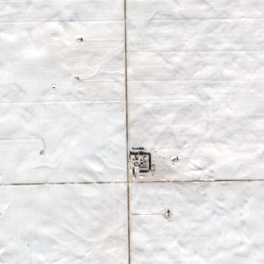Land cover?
Wrapping results in <instances>:
<instances>
[{
    "label": "crops",
    "instance_id": "0c3cea01",
    "mask_svg": "<svg viewBox=\"0 0 264 264\" xmlns=\"http://www.w3.org/2000/svg\"><path fill=\"white\" fill-rule=\"evenodd\" d=\"M208 2L0 0V264H264V81Z\"/></svg>",
    "mask_w": 264,
    "mask_h": 264
},
{
    "label": "rangeland",
    "instance_id": "374dc122",
    "mask_svg": "<svg viewBox=\"0 0 264 264\" xmlns=\"http://www.w3.org/2000/svg\"><path fill=\"white\" fill-rule=\"evenodd\" d=\"M23 2L24 0H16ZM169 2L173 7L176 6L177 22L183 24L184 7L189 6L190 2L194 4L197 0H155ZM207 22L201 23L200 17L193 18L192 32H209V36L215 34L223 36L224 62L225 67L230 69L226 73L228 79L235 80L233 87L226 89V93L236 92V79L241 81H264V8L250 9V5H264V0H208ZM219 7H211V6ZM162 12L168 11V5ZM171 7V9H172ZM170 9V10H171ZM172 11V10H171ZM202 25H201V24ZM18 28V27H17ZM181 32V31H180ZM257 33V37L249 42V37ZM216 36V35H215ZM240 36V37H238ZM255 36V35H254ZM241 38V39H238ZM236 45L240 48V53H236ZM251 48V55L258 62H263L262 68L256 63L253 68H236V55L247 56ZM213 53V52H212ZM256 67V68H255ZM264 202H258L262 206ZM231 264V263H230Z\"/></svg>",
    "mask_w": 264,
    "mask_h": 264
},
{
    "label": "built area",
    "instance_id": "2783aa9c",
    "mask_svg": "<svg viewBox=\"0 0 264 264\" xmlns=\"http://www.w3.org/2000/svg\"><path fill=\"white\" fill-rule=\"evenodd\" d=\"M128 163L135 168L143 167L145 165L143 152L141 150L131 152L129 154Z\"/></svg>",
    "mask_w": 264,
    "mask_h": 264
}]
</instances>
